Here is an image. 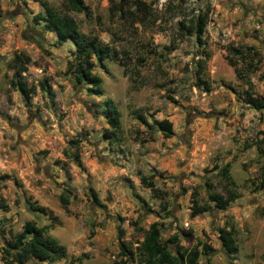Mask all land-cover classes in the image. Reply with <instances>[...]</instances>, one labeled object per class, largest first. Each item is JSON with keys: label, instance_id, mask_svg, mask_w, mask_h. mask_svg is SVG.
<instances>
[{"label": "rangeland", "instance_id": "obj_1", "mask_svg": "<svg viewBox=\"0 0 264 264\" xmlns=\"http://www.w3.org/2000/svg\"><path fill=\"white\" fill-rule=\"evenodd\" d=\"M117 1L82 0L84 10L75 12L63 0H0V200L7 205L0 264L11 258L1 249L27 220L50 224L45 235L67 256L24 264H68L81 253L77 264H117L120 241L132 252L126 264H141L137 246L151 222L162 241L176 235L179 246H197V264H264V154L257 148H264V109L243 102L245 92L264 99V0H141L147 15L134 7L120 14ZM44 7L109 47L114 58H89L97 87L67 72L74 46L56 44L32 19ZM198 13L207 20L202 44L192 35ZM234 48L250 53L245 62ZM17 54L28 57L21 73L33 87L28 98L11 84L7 64ZM105 101L119 115L113 140L103 136ZM161 119L170 122V137L156 128ZM224 164L232 186L219 172ZM206 182L238 197L214 208ZM192 191L207 206L194 216ZM220 228L233 230L235 254L221 247Z\"/></svg>", "mask_w": 264, "mask_h": 264}, {"label": "trees", "instance_id": "obj_2", "mask_svg": "<svg viewBox=\"0 0 264 264\" xmlns=\"http://www.w3.org/2000/svg\"><path fill=\"white\" fill-rule=\"evenodd\" d=\"M66 3V7L69 10L75 12H82L84 6L82 0H63ZM113 1V0H109ZM117 10L120 14L128 13V8L134 7V14L147 15L149 13V4L144 3L141 0H118ZM122 5H126L127 9H122ZM32 19L35 23L42 22L43 28L52 33L55 37L56 44L60 45L65 41L71 42L74 46V50L71 53L72 58L68 61L66 70L71 72L75 81L79 84L88 83L91 86L97 87L100 79L91 73V64L89 62L90 57L101 63L105 59L114 58L110 54V49L106 44H102L95 38H88L78 32L77 25L74 20L68 16L58 15L49 7H44L42 12H38L33 15ZM206 15L204 13H198L194 17L192 31L193 36L197 43L202 44L201 36L206 24ZM182 25V24H181ZM235 53L234 56H238L241 61L246 60V56L250 53H244L241 49H232ZM228 60L230 66H235V63ZM238 59H235L237 62ZM28 62V57L24 54L15 55L11 61L7 64L9 69L13 70V80L11 81L14 86L24 97L28 98L33 92V87L26 84V81L21 78V73L25 70L24 65ZM256 69V65L252 66ZM236 77L240 79L238 71L235 69ZM247 84L248 79L243 77ZM46 88L45 86L41 87ZM48 90V89H47ZM95 91L96 89H89ZM243 102L251 106L255 110L264 109V99L253 96L250 92L244 93ZM101 114L104 116L108 127L104 129L103 136L108 140H113L116 136V132L119 129V115L110 101H105ZM156 128L162 133L163 137H170L173 133L171 124L165 119L154 121ZM260 142L264 144V137L260 139ZM258 148L260 154H264V148ZM228 165L224 164L219 168V172L227 180L228 184L232 186V181L228 175ZM146 176H139V181L142 185L149 188L152 195L156 198L164 199L165 192L160 191L154 187L152 181L147 179ZM206 187L207 200L212 203L214 208H224L230 202L238 197V194L231 189L226 190L225 194H219L212 190L210 183L204 184ZM257 188H262V182L259 183ZM196 193L192 191L190 193V201L192 207L190 209V216H194L197 213H201L207 210L206 205H198ZM32 205H30L31 207ZM32 208V207H31ZM165 210V205L161 207ZM0 210H7V205L0 200ZM264 216V208L261 211ZM51 227L50 224L37 226L33 221L27 220L23 223L21 230L16 233L12 241L7 242V248L1 249L5 254L10 255L7 264H11V261H15L16 264H24L29 258H35L39 261H56L64 259L67 256L66 249L63 245L57 243L54 239L45 235V232ZM161 227L157 222H151L148 228L144 231L142 240L140 241L137 249L139 251V262L141 264H197V258L200 253V249L197 246L189 248H183L177 243V236L172 235L169 239L162 241L160 237ZM218 237L221 247L226 254H235L237 252V246L235 245L233 230L231 228L218 229ZM172 244V248L170 245ZM120 255L124 257L117 264H126L127 258L132 255V252L126 249L123 243L119 242ZM201 250H205L202 248ZM86 258L85 253H81L79 256L71 257L68 264L80 263L82 259Z\"/></svg>", "mask_w": 264, "mask_h": 264}]
</instances>
